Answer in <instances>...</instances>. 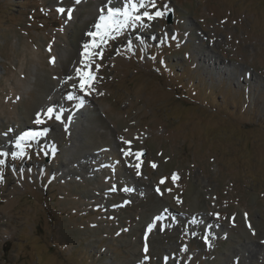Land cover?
<instances>
[{"label":"rangeland","instance_id":"rangeland-1","mask_svg":"<svg viewBox=\"0 0 264 264\" xmlns=\"http://www.w3.org/2000/svg\"><path fill=\"white\" fill-rule=\"evenodd\" d=\"M100 1L0 0V150L42 129L0 157V264H264V0H157L171 11L109 40L85 96ZM51 101L67 130L35 122Z\"/></svg>","mask_w":264,"mask_h":264},{"label":"snow or ice","instance_id":"snow-or-ice-1","mask_svg":"<svg viewBox=\"0 0 264 264\" xmlns=\"http://www.w3.org/2000/svg\"><path fill=\"white\" fill-rule=\"evenodd\" d=\"M81 0H75L76 4H79ZM155 9V11H153ZM61 14H64L67 11V19L71 20L73 17L74 9H65L61 7L58 9ZM100 15L98 18V23L94 25L95 31H90L87 33L88 36L92 37L90 43H85L83 45L84 52L82 55L85 57V62H82V67L76 70V75L79 80V90L84 93V95H90L91 91H94V83L97 79L95 74L91 71V64L94 62L96 58H103L102 47L107 44V42L111 39H115L119 34L123 33L125 30L135 29L138 26L147 27L150 22L155 19L164 18L171 9L168 4H164L162 8L158 7L157 0H121V6H114V0H106V6L102 7L100 10ZM167 35V34H165ZM172 39H176L175 36H172ZM164 42V38L161 39V43ZM90 48L92 49L90 51ZM96 49H101L100 51H96ZM51 51V48H49ZM153 59H155L153 57ZM51 63L55 64V57H52ZM101 65H96V70L98 71ZM69 80L72 77H68ZM76 87V86H74ZM69 100H79L80 103L77 107L83 106V97H77L72 94H69L67 97ZM42 116H46L48 119H55L60 123L65 125V130H67V125L71 123V117H65L63 110H57L52 107H49L46 112L38 113L36 123H43ZM47 130H45L46 132ZM7 135V133H5ZM38 133L25 132L19 135L15 140V148L16 151H2L0 150V157L7 158L11 155L13 160L23 159L27 156L26 148L29 147L32 143H39L36 139ZM129 145L128 151L125 155L135 156L136 160L139 161L141 157L144 155L142 152H132L131 151V141H126ZM43 152L45 156H50L52 153L45 149L41 148L37 151V155L40 152ZM6 165V159H0V166ZM137 169H139L140 164L137 163L134 165ZM152 167H157L156 164H152ZM139 174V173H138ZM173 181L178 179V176L173 175ZM166 178H162L160 184L165 183ZM4 181L3 173H0V183ZM124 191H129V189L125 188ZM161 189L157 187V192H160ZM171 191V189H168ZM217 219H219V213H216ZM157 220L160 217H156ZM244 219L248 220V214L244 213ZM233 224H235V217L232 218ZM247 227L252 230V234L255 235V231L252 229V225L250 222L247 223ZM149 230H151L149 228ZM146 239V238H145ZM205 242L208 243V247L211 248L212 244L209 243V238L207 236L204 237ZM264 243V241H261ZM187 251V248L184 249ZM144 252H148L147 243L144 246ZM167 259V258H166ZM235 264H239V257L236 258Z\"/></svg>","mask_w":264,"mask_h":264},{"label":"bare ground","instance_id":"bare-ground-1","mask_svg":"<svg viewBox=\"0 0 264 264\" xmlns=\"http://www.w3.org/2000/svg\"><path fill=\"white\" fill-rule=\"evenodd\" d=\"M75 1V0H74ZM104 0H102V1H100V2H103ZM73 2V1H72ZM105 2V4H106V0L104 1ZM90 4V3H89ZM114 6H118L117 4H115L114 3ZM121 6V5H120ZM95 14V16L96 17H98L100 14H97V13H94ZM97 14V15H96ZM94 20V19H93ZM92 20V21H93ZM96 22H98V21H96ZM92 31H95V29L94 30H92ZM82 50V49H81ZM82 62V61H81ZM81 64V63H80ZM66 85H73V84H66L65 83V86ZM61 91H65V87L64 86H62V89H60ZM72 91H73V89H71ZM74 90L75 91H80L79 89H76V88H74ZM75 91H74V93H75ZM83 100H85V99H83ZM72 102H74V101H70V102H68V104L69 105H72ZM50 103V105L52 106V108H55V109H57V108H59V102L57 103V102H54V101H51V102H49ZM48 104V103H47ZM36 125V124H35ZM37 126H41V125H37ZM25 131H29V130H25ZM32 131V129L30 128V131L29 132H31ZM40 131H42V129H40V130H34L32 133H39ZM10 141V140H9ZM13 142V141H12ZM91 158H93L92 156H91Z\"/></svg>","mask_w":264,"mask_h":264},{"label":"water","instance_id":"water-1","mask_svg":"<svg viewBox=\"0 0 264 264\" xmlns=\"http://www.w3.org/2000/svg\"><path fill=\"white\" fill-rule=\"evenodd\" d=\"M168 21H169V22H171V15H170V17H169Z\"/></svg>","mask_w":264,"mask_h":264}]
</instances>
